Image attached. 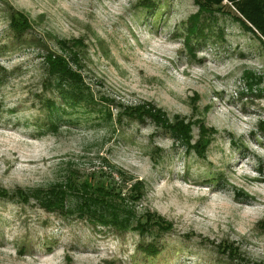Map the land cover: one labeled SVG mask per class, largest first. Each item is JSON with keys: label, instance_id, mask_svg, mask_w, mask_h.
<instances>
[{"label": "rangeland", "instance_id": "374dc122", "mask_svg": "<svg viewBox=\"0 0 264 264\" xmlns=\"http://www.w3.org/2000/svg\"><path fill=\"white\" fill-rule=\"evenodd\" d=\"M137 1L0 0V188L45 189L71 168L124 191L130 182L112 171L121 169L143 184L136 220L157 215L171 228L116 232L0 197V264L264 262L263 43L223 2L200 19L203 38L191 39L189 53L183 39L193 0H153L151 8ZM11 11L27 19L25 34L10 32ZM61 40L79 42L76 68L96 98L147 102L169 119L216 130L203 157L148 119L116 124L96 105L68 107L41 64ZM107 109L114 117L117 107ZM197 131L194 123L192 141ZM223 242L237 248L234 259L220 253ZM150 243L151 256L141 248Z\"/></svg>", "mask_w": 264, "mask_h": 264}, {"label": "trees", "instance_id": "16d2710c", "mask_svg": "<svg viewBox=\"0 0 264 264\" xmlns=\"http://www.w3.org/2000/svg\"><path fill=\"white\" fill-rule=\"evenodd\" d=\"M152 2L153 0H138L136 6L151 8ZM223 2H227V8L233 10L231 16L235 23L251 36L259 39L264 46V0H193L196 12L189 15L185 21L187 33L183 39V45L189 53L192 52L191 39L196 41L198 37L203 38L200 19H203L204 15L211 16L213 12H218V7L221 8ZM8 25L13 35L25 34L30 27L23 14L17 11L8 13ZM78 44V41H72L71 44L64 40L57 41V51L59 52L45 50L46 53L41 57V64L49 79L47 85L55 91L59 99H63L68 107L88 108L92 107L90 105H96L98 106L97 113H102L103 117H100L102 120L105 119L109 122L112 120L116 124L124 119L128 121L135 119L140 122L148 119L155 127L167 132L173 141L183 145L185 152H192L198 158L203 157L216 130L206 127L201 120H187L186 122L178 115H173V118L169 119L162 109L147 102L125 107L120 103L115 104L113 100L104 96L96 98L76 68L78 66V51H75L74 48ZM244 77L248 79L247 85L252 87L251 85L256 80L251 72H246ZM52 104L47 100V107ZM109 105L117 107L114 117L107 109ZM102 107L105 109L102 110ZM194 123H196L198 131L196 138L192 141L191 126ZM105 164L108 166V163ZM112 171L122 184L130 182L126 190L122 191L123 187H115L100 177L94 179L92 176L79 175L77 170L67 168L63 179L49 184L45 189L37 187L33 190L6 191L0 188V197L6 200L15 199L21 204L33 201L44 212L58 214L61 218L72 216L77 220L86 221L91 226L110 227L116 232L138 230L142 234L147 232L151 224L155 225L158 232L169 231L171 223L162 220L160 216L146 214L144 224L136 220L134 204L140 200L142 190H144L142 181L131 179L121 169H112ZM110 173L108 172V176L112 177ZM153 216L155 218L151 220ZM133 222L135 225L132 226ZM141 248L150 256L157 252V248L152 243L145 244ZM219 248L220 253H225L229 259H234L237 253V248L229 242L221 243ZM253 264H264V262Z\"/></svg>", "mask_w": 264, "mask_h": 264}]
</instances>
